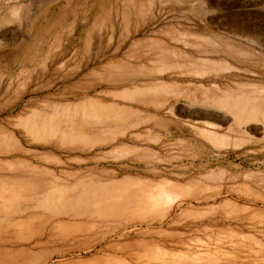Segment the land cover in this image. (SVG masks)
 <instances>
[{
    "label": "rangeland",
    "instance_id": "rangeland-1",
    "mask_svg": "<svg viewBox=\"0 0 264 264\" xmlns=\"http://www.w3.org/2000/svg\"><path fill=\"white\" fill-rule=\"evenodd\" d=\"M255 88L264 0H0V264H264V150L230 121L225 144L189 130ZM155 191L173 202L141 208ZM99 215L134 224L35 244Z\"/></svg>",
    "mask_w": 264,
    "mask_h": 264
},
{
    "label": "bare ground",
    "instance_id": "bare-ground-1",
    "mask_svg": "<svg viewBox=\"0 0 264 264\" xmlns=\"http://www.w3.org/2000/svg\"><path fill=\"white\" fill-rule=\"evenodd\" d=\"M256 90H258V89L255 88L253 91V94H251V95H248L246 93H241V94L238 93L237 95H235V94H229L227 92H223L222 94L218 95V97H214V98L211 97V99L209 101L210 106L204 108V110L197 109V110H193L192 112H190L191 113L190 115L196 116L198 119L201 120L200 125H196V122H194V121L189 123L190 132L193 134H197V135H195L197 142H199L201 140V138H204L212 146H214V144H216V145H220L223 143L225 144L227 142L226 140L230 139L229 138L230 135L227 137L225 135L220 134L217 131V128H220L219 122L230 121V123L228 124V128L230 130H232V131H234V133L238 134V136H240V138H242L243 136H246V139H247L246 141H248L250 144L254 143V145H252L251 147L246 146V148L241 153H245V152H247L248 149H253V148H257L258 150H261V151L264 150L263 149L264 146H256L255 142H257L258 140H255V142L253 140L252 141L249 140L250 137H253L250 135H253L255 133V131H260V133H262L264 136V91H262V89H260L258 91H256ZM139 91H141V90L135 88V89H133L132 92L134 94H136V92L138 93ZM148 92L156 93V92L151 91V90H147V93ZM140 95H141V99H144L146 96L143 91H142V93H138V96H140ZM206 95H205V97H206ZM214 96H216V95H214ZM212 105L218 109H215L214 107H212ZM94 111H93V113H94ZM100 113L98 112V114H99V117H98V115H96L97 113L95 112L94 117L95 118H97V117L98 118L109 117L108 113H106L104 111L103 112L100 111ZM124 114L122 112H121V114H118V117H120L119 119H121ZM238 141H241V139L236 140L233 144H235V143L237 144ZM225 147H226V145H225ZM223 148H224V146H223ZM24 193H25V191H24ZM148 194L149 195L145 194L146 197H145V199L142 200L143 202H142L141 206H143V207H141V208H147L148 207V209H149V207L151 206V209H153V208L157 209L159 206H161L165 203L169 202L171 204L173 202V198L168 197L166 195H163L161 192H158V191L148 193ZM195 198H196L195 196H191V197H185L184 196L183 198H177L176 201L181 202L182 200H187V199L194 200ZM105 199H102V197H100V196L98 197L95 194V196L93 197V200H92L93 208L95 210H99V208L102 205H104ZM46 200H48V199H46ZM46 200H45V202H47ZM57 201L59 203V200H56L55 202L57 203ZM56 203L55 204L53 203L54 206H56ZM168 205L169 204H167V206ZM24 209L26 210V208H24ZM25 210H22V211H25ZM19 213H21V212H19ZM22 214H23V212H22ZM36 214L38 215V213H36ZM65 216H66V214H65ZM81 216L85 217L86 214H85V216L84 215H81ZM63 220H65V219H63ZM83 220H84L83 223L85 224V227L84 228L79 227L76 231H73V232L63 233V232H58V231L51 229V230L47 231L46 233H43V232H41L42 234L39 233L41 235L38 236L39 234H37L38 237L35 240V244L36 245L45 244L48 241H53L57 238H60L61 237L60 235H63L65 237H67V239H69L73 233L78 232L79 236L81 235V237H86L88 239L93 240L92 241L93 243L91 242V247H93L95 244H98L102 240L109 238L111 235H113L115 233H120L121 231H123V228H125V226H129V225L134 224V221L131 222L133 224H131V223L128 224L127 222H123V221L120 222V221L108 220L104 216H100V215L99 216H89ZM111 221H113V222H111ZM81 222H82V220H81ZM81 222H80V226H81ZM64 223H66V222H64ZM140 224H141V222H140ZM51 225H52V223H51ZM51 225H50V227H51ZM63 229L64 228H62V230ZM93 235H95L94 239L91 238ZM89 246H88V248H89ZM114 250H117V249H114ZM58 253H59L58 250L54 251V253H52V251H51L47 254L45 253L44 256H41L42 258H36V259L32 258V260H31L30 256L28 258H26L25 260H23V258H22V259H20V260H22V261H20L21 262L20 264H33V263L38 264L41 260L45 263L52 262L53 261L52 259ZM33 259H34V261H33ZM9 260H13V261L8 262V264H17L14 262L13 257H11V259H9Z\"/></svg>",
    "mask_w": 264,
    "mask_h": 264
}]
</instances>
